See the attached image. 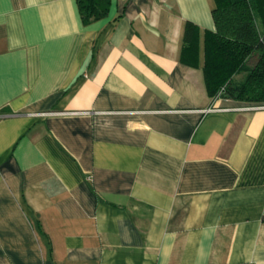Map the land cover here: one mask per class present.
<instances>
[{"label": "crops", "instance_id": "obj_1", "mask_svg": "<svg viewBox=\"0 0 264 264\" xmlns=\"http://www.w3.org/2000/svg\"><path fill=\"white\" fill-rule=\"evenodd\" d=\"M213 5L0 0V264H264V104L181 61Z\"/></svg>", "mask_w": 264, "mask_h": 264}, {"label": "trees", "instance_id": "obj_2", "mask_svg": "<svg viewBox=\"0 0 264 264\" xmlns=\"http://www.w3.org/2000/svg\"><path fill=\"white\" fill-rule=\"evenodd\" d=\"M89 24L106 16L112 0H76ZM216 29L187 22L181 61L202 67L208 95L264 104V0H214ZM203 43V62L201 50Z\"/></svg>", "mask_w": 264, "mask_h": 264}]
</instances>
